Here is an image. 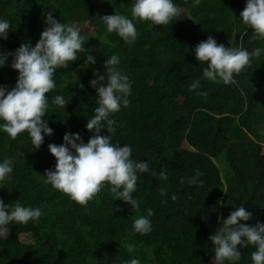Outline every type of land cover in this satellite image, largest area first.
<instances>
[{
	"label": "trees",
	"instance_id": "1",
	"mask_svg": "<svg viewBox=\"0 0 264 264\" xmlns=\"http://www.w3.org/2000/svg\"><path fill=\"white\" fill-rule=\"evenodd\" d=\"M174 2L180 16L168 25L136 23L138 37L127 44L107 32L101 17L117 12L130 18L132 0H0V19L10 24L8 38L0 39L2 53L15 52L21 43L35 46L50 11L60 23L77 24L85 38L84 51L56 70L57 87L46 94L52 135L33 150L26 133L13 140L0 131V160L14 161L11 181L0 184V200L42 210L38 223L9 226L7 238L0 240V264H125L131 258L140 264H215L208 237L233 207L252 212L243 223H264V53L235 76V84L203 79L207 62L201 65L194 56L195 46L209 36L249 52L264 48V41L239 19L246 0ZM88 53L95 64H85ZM113 54L132 87L129 105L112 116V143L130 145L132 158L149 165V172L138 174L132 194L136 209L114 200L107 185L80 205L42 176L56 163L48 144L64 143L66 132L79 133L85 143L94 135L86 128L98 106L90 81L106 74L104 61ZM11 62L9 56L0 68V85L9 90L18 77ZM197 78L206 96L188 90ZM56 95L64 98L63 107L52 103ZM100 134L107 135V129ZM197 171L204 183L190 185ZM149 208L152 231L134 233L133 220ZM125 243L134 244L135 252L129 254ZM238 249V264H251L254 247Z\"/></svg>",
	"mask_w": 264,
	"mask_h": 264
},
{
	"label": "clouds",
	"instance_id": "2",
	"mask_svg": "<svg viewBox=\"0 0 264 264\" xmlns=\"http://www.w3.org/2000/svg\"><path fill=\"white\" fill-rule=\"evenodd\" d=\"M182 14V9L174 0H132L129 16L115 12L114 15L101 17L108 33H115L125 43L132 44L138 37L136 23L150 22L153 25H168ZM240 21L251 28L255 39L264 41V0H246V6L239 16ZM46 27L40 34L35 46L21 43L15 52H0V68L12 57L11 67L18 71L16 84L11 90L0 85V131L15 140L18 135L27 134L33 150L44 143L45 135H52L53 129L45 119L49 109L47 93L56 89L54 74L59 68H67L69 62H75L77 55L84 51V36L74 23H60L52 12L45 15ZM10 24L0 19V39L8 38ZM107 42V41H106ZM264 53V48L256 47L251 52L242 47H225L209 36L195 46L194 56L203 67L202 78L211 82L235 84V76L252 66V61ZM95 57L87 54L85 64H95ZM120 58L113 54L104 61L105 75H96L90 81L97 93V105L93 115L87 119L86 128L94 135L85 143L79 133L66 132L64 143L48 144L49 152L55 157L54 170H46L44 182L52 188L66 194L72 201L86 206L107 185L120 199L139 207L133 197L136 191L138 174L149 172L146 160L132 158L130 145L112 143L116 121L112 118L122 107L129 105L132 82L120 67ZM201 78L188 85L190 92L206 96L200 91ZM52 103L58 107L65 105L61 95H56ZM107 129V135L101 130ZM14 161L10 157L0 160V184L11 181ZM156 175L155 172L152 173ZM198 171L188 180L190 185H203ZM161 179H167L161 174ZM183 182V180L181 181ZM161 195L165 189L161 188ZM225 192V191H224ZM175 200V196H172ZM227 218L220 220L215 234L208 239L214 246L215 264H238L241 260V248L254 247L251 264H264V223L257 221L249 226L246 221L252 219V212L243 205L233 207ZM152 209H146V215L133 220L132 231L140 235L149 234ZM42 216L39 207L25 206L21 201L5 204L0 200V240L6 239L10 225L38 223ZM123 247L129 254L135 252V245L125 243ZM125 264H140L139 258H131Z\"/></svg>",
	"mask_w": 264,
	"mask_h": 264
}]
</instances>
